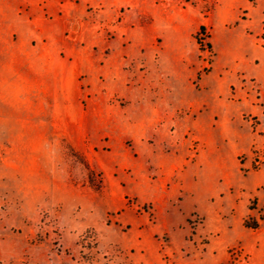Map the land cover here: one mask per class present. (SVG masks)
Masks as SVG:
<instances>
[{
    "label": "rangeland",
    "instance_id": "obj_1",
    "mask_svg": "<svg viewBox=\"0 0 264 264\" xmlns=\"http://www.w3.org/2000/svg\"><path fill=\"white\" fill-rule=\"evenodd\" d=\"M24 40L139 43L142 52L153 51L152 89L165 85L176 66L184 75V43L195 46L197 63L188 67L194 82L232 74L231 92L245 91L260 109L244 114L254 138L239 158L249 163L242 167L244 175L264 170V0H0V43H12L14 66L22 58L14 45ZM93 45L103 62L110 48ZM13 73L12 87L0 89V264H139L138 259L143 264L150 250L171 259L167 223L173 209L133 190L136 168L143 154L154 150L157 129L140 141L121 129L91 128L84 94L75 109L55 107L46 93L45 110L21 111V79ZM112 100L129 105L125 97ZM6 104L11 109L3 110ZM163 130L162 149L170 152L167 137L179 132ZM182 136L196 158L199 139L189 131ZM142 141L150 151L139 150ZM263 195L261 185L249 197L240 234L224 247L221 264H264ZM177 230L183 233L178 253L187 259L207 256L221 236L197 210Z\"/></svg>",
    "mask_w": 264,
    "mask_h": 264
},
{
    "label": "crops",
    "instance_id": "obj_2",
    "mask_svg": "<svg viewBox=\"0 0 264 264\" xmlns=\"http://www.w3.org/2000/svg\"><path fill=\"white\" fill-rule=\"evenodd\" d=\"M30 32L38 34L34 28ZM24 42L14 45L21 49L22 57L15 66L12 43H0V89L12 87L16 70L24 97L19 104L21 111L39 114L45 108L42 101L46 93L54 98L55 107L75 109L77 97L84 94L90 99L85 121L91 128L121 129L140 141L142 135L150 136L152 129H157L154 150L150 156L143 154L136 168L133 190L142 199L149 198L158 206L173 209L167 223L173 236V257L165 261L157 250H150L144 255L143 264H221L224 247L240 234V225L249 211V197L264 185V170L249 175L242 171L249 163H242L239 157L250 150L254 138L244 114L260 113V109L245 91L231 92L236 77L214 73L194 82L195 74H189L188 67L197 63L193 55L196 47L184 43V75L176 66L165 85L152 89L149 75L156 67L151 58L153 51L142 52L139 43ZM93 44L99 49L110 48L103 62L101 52L95 51ZM164 69L161 67L162 72ZM30 96L40 98L30 102ZM117 97H125L129 105L113 102ZM3 106L5 111L11 109L7 104ZM167 128L179 132L167 137L170 152L162 149V132ZM183 131L192 132L200 141L196 158L190 155ZM139 150L151 149L142 141ZM147 168L151 176L155 175L151 181ZM195 210L205 215L209 228L221 231V236L211 244L207 256L187 259L178 253L183 233L177 227ZM137 261L142 264L140 259Z\"/></svg>",
    "mask_w": 264,
    "mask_h": 264
},
{
    "label": "trees",
    "instance_id": "obj_3",
    "mask_svg": "<svg viewBox=\"0 0 264 264\" xmlns=\"http://www.w3.org/2000/svg\"><path fill=\"white\" fill-rule=\"evenodd\" d=\"M205 30V27L202 25V26H200V32L203 34V31ZM256 226V223L254 224V226L253 227H255Z\"/></svg>",
    "mask_w": 264,
    "mask_h": 264
}]
</instances>
